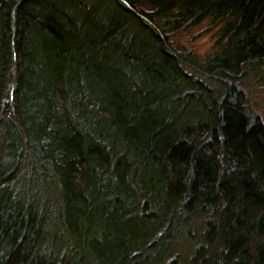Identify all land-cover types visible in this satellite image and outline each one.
<instances>
[{"label": "trees", "instance_id": "obj_1", "mask_svg": "<svg viewBox=\"0 0 264 264\" xmlns=\"http://www.w3.org/2000/svg\"><path fill=\"white\" fill-rule=\"evenodd\" d=\"M252 74L264 0H0V264H264Z\"/></svg>", "mask_w": 264, "mask_h": 264}, {"label": "rangeland", "instance_id": "obj_2", "mask_svg": "<svg viewBox=\"0 0 264 264\" xmlns=\"http://www.w3.org/2000/svg\"><path fill=\"white\" fill-rule=\"evenodd\" d=\"M217 30L218 27L216 25L211 24L208 20H204L197 25L188 26L174 32L171 35V40L176 45L191 50L198 57L203 58L213 50ZM241 85L250 100L251 109L256 112L264 122V83L259 82L257 76L252 74L244 78ZM258 237L259 236L256 235L255 240L258 239ZM216 243V239L213 240L212 238L208 244H204V248L208 249V253L204 254L205 257H209V255L215 253L217 248ZM175 249L180 253L183 264H193V259H187L191 249V243L187 242V244H183L181 242ZM197 255L198 254L194 251L192 257Z\"/></svg>", "mask_w": 264, "mask_h": 264}]
</instances>
